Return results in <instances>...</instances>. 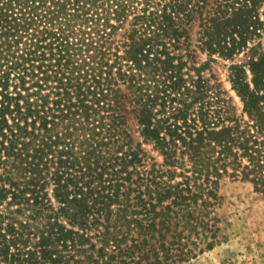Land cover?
<instances>
[{"label":"trees","instance_id":"trees-1","mask_svg":"<svg viewBox=\"0 0 264 264\" xmlns=\"http://www.w3.org/2000/svg\"><path fill=\"white\" fill-rule=\"evenodd\" d=\"M225 178L264 198V0H0V264H181Z\"/></svg>","mask_w":264,"mask_h":264},{"label":"rangeland","instance_id":"rangeland-1","mask_svg":"<svg viewBox=\"0 0 264 264\" xmlns=\"http://www.w3.org/2000/svg\"><path fill=\"white\" fill-rule=\"evenodd\" d=\"M199 58L205 61L206 55L200 54ZM229 64L217 59L211 70L240 108L227 80ZM145 148L150 150V146ZM220 194L223 201L215 210L219 231L212 249H205L201 243L202 251L181 264H264V198L254 192L249 182L231 178L222 181Z\"/></svg>","mask_w":264,"mask_h":264}]
</instances>
